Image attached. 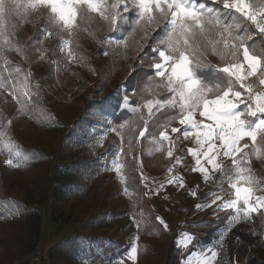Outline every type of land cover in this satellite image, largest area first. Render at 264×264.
Masks as SVG:
<instances>
[{
    "label": "rangeland",
    "instance_id": "1",
    "mask_svg": "<svg viewBox=\"0 0 264 264\" xmlns=\"http://www.w3.org/2000/svg\"><path fill=\"white\" fill-rule=\"evenodd\" d=\"M18 2V13L0 25V264H32L37 253L45 254L50 264H162L171 242L174 255L177 249L185 250L189 244L185 247L179 237L198 228L195 222L187 223L189 213L197 205H211L213 192L229 191L223 200L235 198L228 176L213 172L203 159L211 179L205 182L193 171L195 160L188 149L198 146L193 136H183L182 126L177 133L172 134V127L166 130L174 142L172 156L168 141L146 129L143 137L137 132V124H148L159 114L154 108L150 116L146 102L170 93L161 98L158 90H167L150 80L131 91L122 86L132 67V45L139 37L140 47L157 25H163L162 39L167 21L154 11L153 23H137L138 8L132 0H120L117 9H110L123 16L116 25L98 13L84 20L78 16L69 37L50 21L47 9L25 10L27 0ZM116 2L106 0L108 5ZM64 39L69 45H63ZM154 63L148 60L153 76L162 80L155 75ZM10 92L23 101V111ZM102 100L111 111L116 104L115 112L127 111L131 118L115 123L107 108H87ZM245 143V167L264 185V138L258 134L254 146L246 137L241 145ZM125 150L135 162L132 168ZM8 159L19 166L7 165ZM219 159L225 169H232L234 183L232 160L222 155ZM170 176L181 177L183 186L169 183ZM256 195L264 196V191ZM241 219L243 212L237 218L234 210L209 245L196 246L179 264H228L225 236ZM261 243L252 246L249 255ZM133 247L135 260L130 258Z\"/></svg>",
    "mask_w": 264,
    "mask_h": 264
},
{
    "label": "snow or ice",
    "instance_id": "2",
    "mask_svg": "<svg viewBox=\"0 0 264 264\" xmlns=\"http://www.w3.org/2000/svg\"><path fill=\"white\" fill-rule=\"evenodd\" d=\"M132 2L139 10L137 23L141 20L153 23L157 19L153 15L155 11L159 13V19L166 20L168 24L166 35L153 48L159 57L153 67L155 75L163 78L159 87L165 88L170 95L165 99H150L145 104L150 116L155 115L154 108L157 112L165 108L176 112L169 117L168 123L162 125L165 130L159 133L160 139L168 141L170 145L168 155L172 156L171 146L174 142L166 129L172 120H178L180 125L185 126L183 136L188 138L194 135L198 146L197 149H188L195 160L193 171L199 172L205 182L211 179L208 168L202 163L203 159L213 172H220L222 177L228 176L230 187L234 189L235 199L231 200H223L227 193H210L215 196L212 204L217 205L216 210L234 209L237 218L243 212L244 218L250 219L251 213L264 208V196L256 195V192L264 191V185L245 167L248 153L244 149L249 145H241V141L247 137L255 146L258 134L264 138V47L258 49L256 44L247 43L253 39L254 33L249 31L245 21L251 22L256 32L264 37V5L257 9L248 0H213V3L219 2L222 8L209 6L206 0ZM119 4L120 0L111 5L106 4V0H27L25 10L47 9L50 21L71 37L72 30L77 26L78 16L84 20L90 13H98L110 25H116L117 17L123 19V16L110 9H117ZM20 8L18 0H0V25L5 23L7 17L18 13ZM122 11H128L127 3ZM3 35L0 30V36ZM4 42L7 43V40ZM69 43V39H64V46ZM203 47H210L212 54L222 61V66L213 71L223 73V77L206 80L198 75V69L208 66L201 51ZM61 50H64L63 46ZM68 55H73L71 50ZM237 85L239 89H243V93L238 90ZM3 86L0 82V87ZM10 94L21 104L23 111V101L14 92ZM25 95L30 94L26 92ZM241 105L244 107L241 108ZM197 113L204 119L197 120ZM249 117L253 119H248ZM205 120L211 123H205ZM180 131L179 128H171L172 133ZM3 135L4 133H0V136ZM140 136L143 137L144 132ZM254 151L258 153L259 149L254 148ZM221 155L232 160L236 174L234 183L231 182L232 169H225L219 159ZM176 159L179 163L180 157ZM6 164L19 166L12 159L6 160ZM116 171H120L119 166ZM177 181L182 187L181 177L170 176L168 180L169 183ZM241 182L244 186H241ZM217 201L223 202L217 204ZM241 201L243 207H240ZM206 206L210 205H197L198 208ZM211 255L214 259L216 252L213 251ZM130 258H137L135 247L131 249ZM207 264L211 262L208 261Z\"/></svg>",
    "mask_w": 264,
    "mask_h": 264
},
{
    "label": "trees",
    "instance_id": "3",
    "mask_svg": "<svg viewBox=\"0 0 264 264\" xmlns=\"http://www.w3.org/2000/svg\"><path fill=\"white\" fill-rule=\"evenodd\" d=\"M206 2L209 6L222 8V5L219 2L213 3L209 0H206ZM245 24L248 26L249 31L254 33L253 39L247 41V43L249 45L256 44L258 49L264 47V37L256 32V29L254 25H251V22L245 21ZM163 31V25H157L156 30L146 35V38L144 41H142L140 47H138L137 44L140 38H135L134 44L132 45L133 49L131 50V71L128 74L126 80L122 83V86L126 87L127 91L133 90L136 85H140L145 80H150L153 84L157 82L160 83L161 79L153 76V73L148 64V60L151 59L155 62L158 60L157 53L153 51V48L157 46V43ZM137 47L139 49H137ZM201 51L203 52L204 57L208 62V66L198 69V75L205 78L206 80H211L214 77H223V73L213 71L214 68L222 66V61L216 55L212 54L210 47H203ZM237 88L240 91L242 90L239 89L238 85ZM158 92L161 93V98L162 96H165V94L166 96H168L169 94L164 93L160 90H158ZM92 104L88 105L87 108H107L109 111H111L110 107L103 105V100L93 101ZM114 106L115 109L118 110V105L115 104ZM115 109H112L111 111L115 123H119L123 120L131 118V115L127 111L115 112ZM175 114V110L165 108L163 111L159 112L158 117H154L148 124H137V132L140 133L143 129H146L149 135L157 138L159 136V133L165 130L162 128V125L168 123L169 117ZM176 122L177 120H172L168 128L175 126ZM128 154L129 153L127 152V150H125V161L129 166L128 168H132L135 162L134 160L130 159V156ZM128 174L130 176L131 173ZM232 214L233 212L231 210H216L209 213L205 218L196 222L198 228L192 233L193 240L190 245L186 247L185 250L177 249L174 255V251L172 250L173 243L171 242V248L165 251L159 263L179 264V259H184L188 254L196 249V246L209 245L211 241L217 237L218 232L222 228L226 227ZM158 226L165 234V231L163 230L161 225L159 224ZM259 241H262L261 245L256 247L252 255H249L250 248ZM224 244L228 264H264V211L259 210L252 214L250 216V219L244 218L233 224L227 231Z\"/></svg>",
    "mask_w": 264,
    "mask_h": 264
},
{
    "label": "crops",
    "instance_id": "4",
    "mask_svg": "<svg viewBox=\"0 0 264 264\" xmlns=\"http://www.w3.org/2000/svg\"><path fill=\"white\" fill-rule=\"evenodd\" d=\"M248 2L251 4V6L252 7H254V8H257V7H261L262 5H264V1H261V0H248ZM255 27V26H254ZM243 90V89H242ZM241 92H243V91H241ZM195 118L197 119V120H203L204 118H202V117H200L199 116V114L197 113L196 114V116H195ZM205 123H211V121H207V120H205L204 121ZM182 125H180L179 124V122H178V124L176 125V128H180ZM185 126H182V128H184ZM173 134V133H172ZM193 137H192V142H195V136L194 135H192ZM233 193H234V190L232 191ZM227 194V196H230L231 194H230V192L228 191V192H226ZM234 198H235V195H234ZM219 202H222V201H218L217 202V204L219 203ZM211 205L210 206H207V207H201V208H195L192 212H190L189 213V215H188V218H187V223L188 222H198V221H200V220H202L203 218H205L209 213H211V212H213V211H216V207H217V205L216 204H212V203H210ZM226 210H231L232 212L234 211L233 209H226ZM162 225V224H161ZM167 227H169V226H167ZM170 228V227H169ZM172 228V227H171ZM175 233V232H174ZM174 236V235H173ZM192 235L190 234V232H185L184 234H183V236L182 237H179V238H181V240H183L184 242H186L185 244V247L189 244L190 245V243L192 242V237H191ZM188 245V246H189ZM215 260H216V258H215ZM215 260H214V262H215ZM214 264V263H213Z\"/></svg>",
    "mask_w": 264,
    "mask_h": 264
},
{
    "label": "built area",
    "instance_id": "5",
    "mask_svg": "<svg viewBox=\"0 0 264 264\" xmlns=\"http://www.w3.org/2000/svg\"><path fill=\"white\" fill-rule=\"evenodd\" d=\"M32 264H50L45 254L37 253L33 256Z\"/></svg>",
    "mask_w": 264,
    "mask_h": 264
}]
</instances>
